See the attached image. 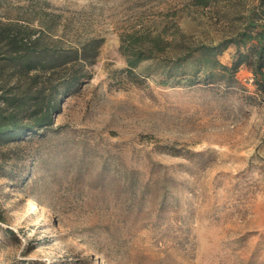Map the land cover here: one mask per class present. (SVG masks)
Masks as SVG:
<instances>
[{
    "label": "rangeland",
    "instance_id": "rangeland-1",
    "mask_svg": "<svg viewBox=\"0 0 264 264\" xmlns=\"http://www.w3.org/2000/svg\"><path fill=\"white\" fill-rule=\"evenodd\" d=\"M259 2L0 0V108L17 114L0 132V264H264L251 70L163 84L154 60L127 69L121 50L215 46ZM6 33L36 63L9 55ZM247 46L216 59L231 67ZM38 108L49 121L33 126Z\"/></svg>",
    "mask_w": 264,
    "mask_h": 264
},
{
    "label": "trees",
    "instance_id": "trees-1",
    "mask_svg": "<svg viewBox=\"0 0 264 264\" xmlns=\"http://www.w3.org/2000/svg\"><path fill=\"white\" fill-rule=\"evenodd\" d=\"M6 45L8 47L9 55L13 56L15 60L19 59L21 65H31V61L36 63L35 58L30 55V50L25 47L26 43L22 40L19 42L16 41V37L13 34H5ZM156 44L158 46L157 40ZM30 43H35L36 40L29 38ZM228 43H233L237 47L240 45L242 47L247 46V53L239 54L238 58L233 61L231 67L220 64L216 56L224 45ZM124 49V50H123ZM121 50L126 58L127 69L135 68L141 61H146L148 59L154 60L156 67L161 70L160 76L162 77L159 81L163 84L166 83H186L194 84L197 83L199 79H205L209 82L217 74L221 72H232L241 65L245 63L248 68L251 70V73L254 77L255 83L264 90V2L260 0L259 4L250 10L247 15V20L245 25L240 31H238L234 37L227 40H223L215 46L202 45L193 50L188 51L181 57H177L174 60L166 58L156 59L152 56V53L149 49L146 51L136 49L134 46L123 47L121 45ZM16 55V56H15ZM33 59V60H31ZM176 71V74L173 73ZM178 73V74H177ZM203 75V76H201ZM203 77V78H202ZM9 103V101H7ZM14 105L18 111H21L27 102L18 101ZM10 104H12L10 102ZM32 104L30 106H33ZM39 112L43 111L40 108ZM42 115L37 116V112H30V117H34L35 125H42L43 121H49L47 116V110L43 111ZM17 114L6 113L5 109L0 108V132H4L5 129H14L15 118ZM22 127L21 129H24Z\"/></svg>",
    "mask_w": 264,
    "mask_h": 264
}]
</instances>
